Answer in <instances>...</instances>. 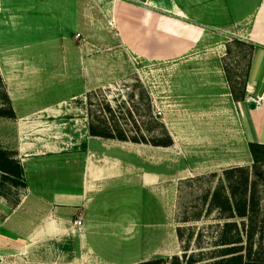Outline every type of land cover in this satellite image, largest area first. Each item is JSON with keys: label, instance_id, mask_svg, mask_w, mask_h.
Returning <instances> with one entry per match:
<instances>
[{"label": "rangeland", "instance_id": "obj_1", "mask_svg": "<svg viewBox=\"0 0 264 264\" xmlns=\"http://www.w3.org/2000/svg\"><path fill=\"white\" fill-rule=\"evenodd\" d=\"M257 1V14L251 24L244 23L241 34V39L254 47L264 44V0ZM111 3L0 0V104L8 95L16 112L14 118L0 116V147L16 152L29 182L45 180V162L62 166L59 173L83 171L91 153L89 123H98L97 117L106 104L111 106L112 112L106 113L115 129H123L131 137L144 132L164 136L160 126L164 123L171 136L180 135L181 143L164 148L94 138L97 143L93 148L99 154L124 150L140 159L135 162L140 169L154 165L161 174L155 189L148 186L144 194L132 185H124L111 195V218L116 219L122 212L124 221L136 224L107 227L106 232L98 233L100 250L89 252V245L80 242L81 231L73 230L64 239L45 242V234H35L36 219L20 211L0 228V264H131L160 257L166 258L162 264H174V256L183 255L177 235L180 216L185 209L203 206L201 196L211 184L206 179L190 178L211 172L221 175L224 168L245 159L228 75L239 82L246 78L249 48L236 45L231 41L234 35L226 33L219 35L223 42L208 40L190 53L192 59L188 60L184 57L177 62H154L128 57L120 48L112 49L117 37L109 15ZM249 28L254 30L250 38ZM229 44L232 51L227 55ZM240 88L238 83L237 92ZM50 106L59 117L50 118L46 113ZM45 120L59 125L46 131L45 125L38 123L23 128L25 122ZM150 126L152 130L148 131ZM24 141L33 142L29 153L45 142H54L56 157L45 158L44 151L22 161L16 148ZM171 162L176 164L178 174L188 177L179 175L176 180L170 174ZM192 168L194 175H190ZM20 192L11 187L10 200ZM27 192L28 187L22 193ZM137 199L139 202H133ZM260 204L255 239L256 249L264 251V192ZM10 211L0 198V223ZM153 221L157 224L148 225ZM216 221L214 214L192 224L197 230L201 228L203 238L208 240L217 230L209 224Z\"/></svg>", "mask_w": 264, "mask_h": 264}, {"label": "crops", "instance_id": "obj_2", "mask_svg": "<svg viewBox=\"0 0 264 264\" xmlns=\"http://www.w3.org/2000/svg\"><path fill=\"white\" fill-rule=\"evenodd\" d=\"M257 11V0H112L109 15L114 21L117 37L112 49L120 48L119 50L125 52L128 57L132 55L154 62H177L184 57L185 60L192 59L189 54L201 48L208 40L216 39L217 43L223 42L219 40V35L226 36V33H229L235 38H241L244 23L249 21L251 24ZM247 32L250 38L254 30L249 28ZM225 46V44L222 46L223 53L226 50ZM104 55L108 57L107 53H103L102 56ZM88 64L92 65V62ZM248 76L245 99L236 100L234 96L232 97L237 109L246 156L243 161L231 166L249 163L252 166L249 142L264 143V101L263 104L251 108L252 101L248 98L254 95L264 99V44L255 46ZM47 109L46 113L51 116L50 118L60 116L51 112L52 106ZM34 122H25L23 128L30 129L39 124V126L45 125L46 131L55 129L57 125V121L51 123L50 120ZM90 136L92 137L89 138L91 153L84 163L83 171H75L72 175L70 172L59 173L64 169L62 166L60 167L57 163L48 166L45 162V180L29 182L26 178L27 186L20 189V200L16 205L0 197L11 209L10 213L4 217V221L0 223V228L23 211L25 216L36 219L34 220L35 234H45V242H50L64 239L73 230L78 232L74 221L80 217L83 222L80 242L89 245L88 250L91 252V250H100L101 243L97 241L98 233L106 232L107 227L115 224L120 228L124 224H136L127 219L124 221L122 212L116 219L111 218L113 207L111 195L124 185H132L133 189L144 194L150 187L155 189L156 180L160 181L161 174L154 170L156 168L154 165L143 166L140 169V166L135 164L140 159L124 150L99 154L96 148H93L97 143L93 139L100 137ZM172 138L174 142L168 147L181 143L180 135L172 136ZM32 145V141H24L17 146L16 149L22 161L39 156V153L44 151L45 158L56 157L54 154L57 151V145L54 142H45L42 147L34 148L35 152L29 153L28 151L33 149ZM189 170L190 175H194L195 169ZM261 170L264 172V164ZM170 174L176 180L179 179V175L181 178L189 175L178 174V168L174 162L170 163ZM27 187L28 192L23 195L22 192ZM263 192L264 179L259 185L260 203ZM137 201L139 202L138 199L133 202ZM119 202L122 208L124 202L121 197ZM126 202H129V198H126ZM159 202L161 203L160 198ZM259 206L261 207V204ZM156 224L153 221L148 225Z\"/></svg>", "mask_w": 264, "mask_h": 264}, {"label": "trees", "instance_id": "obj_3", "mask_svg": "<svg viewBox=\"0 0 264 264\" xmlns=\"http://www.w3.org/2000/svg\"><path fill=\"white\" fill-rule=\"evenodd\" d=\"M231 41L240 47L249 48L250 65L254 45L241 38H233ZM231 51L229 44L227 55ZM225 67L228 73L229 65L226 61ZM248 78V72L246 78L240 82L228 75L232 94L236 100L245 99ZM238 83L241 84L240 92H237ZM4 99L5 102L0 104V116L16 117L9 96L5 95ZM106 112H112L109 104L102 107L97 117L98 123L94 121L89 123L90 135L163 147L171 146L174 142L164 123L159 124L164 129V136L144 132L139 137H131L125 130L119 128L116 130L112 127ZM151 128L152 126L148 131L152 130ZM249 150L253 158L252 166L234 165L224 168L221 175L211 172L190 178L196 181L206 179L211 181V184L201 196L203 206H196L192 210L185 209L180 216L177 235L182 243L183 255L182 258L175 255L174 264H264V251L256 249L255 239L260 224L259 185L264 179V172L261 170L264 164V143L251 141ZM0 172V197L16 205L20 197L10 200L8 193L11 187L22 189L27 186L25 170L21 161L16 158V152L0 147ZM214 214L217 221L209 225L217 227L216 234L207 240L203 238V230L201 228L197 230V226L192 223L204 218L209 219ZM164 261L166 258L160 257L134 264H162Z\"/></svg>", "mask_w": 264, "mask_h": 264}, {"label": "built area", "instance_id": "obj_4", "mask_svg": "<svg viewBox=\"0 0 264 264\" xmlns=\"http://www.w3.org/2000/svg\"><path fill=\"white\" fill-rule=\"evenodd\" d=\"M248 98H249V101L255 102L257 106L263 104V101H264L263 97H260V96L258 97V96L250 95ZM74 224L76 225L78 231H82L83 222L81 219H76L74 221Z\"/></svg>", "mask_w": 264, "mask_h": 264}, {"label": "water", "instance_id": "obj_5", "mask_svg": "<svg viewBox=\"0 0 264 264\" xmlns=\"http://www.w3.org/2000/svg\"><path fill=\"white\" fill-rule=\"evenodd\" d=\"M250 106H251V108H255L256 103H255V102H251V103H250Z\"/></svg>", "mask_w": 264, "mask_h": 264}]
</instances>
